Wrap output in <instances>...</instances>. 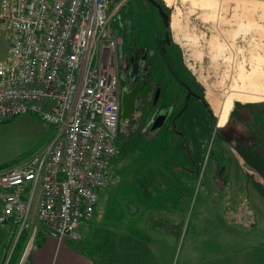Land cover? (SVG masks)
I'll list each match as a JSON object with an SVG mask.
<instances>
[{
  "label": "rangeland",
  "instance_id": "rangeland-1",
  "mask_svg": "<svg viewBox=\"0 0 264 264\" xmlns=\"http://www.w3.org/2000/svg\"><path fill=\"white\" fill-rule=\"evenodd\" d=\"M159 1L170 12L167 31L174 46L171 60L204 91V100L218 125L208 94L222 102L235 86L256 91L255 84H261L264 89V78L259 72L264 71V0ZM120 13L127 19V29H136L137 47L151 43L153 35L165 28L156 7L146 0H125L117 12ZM176 15L179 24L173 27L172 18ZM9 51V25L0 17V61L8 58ZM157 60L156 65L161 64L159 57ZM124 76L127 79L129 75ZM257 103L235 100L228 124L218 128L234 137V110L238 115H242L240 110L251 115L249 106ZM192 107L188 128H184L185 148L172 132L156 136L148 127L140 130L123 124L118 151L108 171L110 184L100 192L92 220H86L83 226L92 227V234L87 236L92 239H87L86 245L82 242L89 253V245L94 247L95 243L98 247L108 237L113 239L117 229L122 232L136 228L138 239L148 242L153 237L148 230L152 218L159 220L158 215L165 222L166 214L174 211L181 217L185 214V220L180 234L172 236L174 248L169 244L170 250L161 253L159 264H264V232L259 224L264 203L254 193L250 211L241 204V195L234 206V152L224 139L218 144L208 125L212 118L201 104L195 101ZM56 131L34 114H20L0 124V171L39 153ZM216 145L233 160L223 173L228 177L227 186H222L223 180L216 176L209 156L211 146ZM184 165L192 172L183 170ZM131 204L140 206L138 213L144 217L140 227L139 215L133 220L129 214ZM99 249H92V253L101 257ZM10 255L11 249L0 247V264H7Z\"/></svg>",
  "mask_w": 264,
  "mask_h": 264
},
{
  "label": "built area",
  "instance_id": "built-area-1",
  "mask_svg": "<svg viewBox=\"0 0 264 264\" xmlns=\"http://www.w3.org/2000/svg\"><path fill=\"white\" fill-rule=\"evenodd\" d=\"M125 0H0L10 51L0 61V124L34 114L51 141L0 171V224L62 240L96 211L121 128L123 37L112 26Z\"/></svg>",
  "mask_w": 264,
  "mask_h": 264
},
{
  "label": "flooded vegetation",
  "instance_id": "flooded-vegetation-1",
  "mask_svg": "<svg viewBox=\"0 0 264 264\" xmlns=\"http://www.w3.org/2000/svg\"><path fill=\"white\" fill-rule=\"evenodd\" d=\"M146 1L152 3L149 0ZM156 1L170 15L163 4L159 0ZM156 9L165 27L163 32L154 34L153 41L151 43L145 42L142 48L137 47L135 44L129 48V51L126 46L121 50V55L124 56L121 60V68L124 73L129 75L127 79L123 78L121 93L123 95L124 92H129L138 86L135 111L127 120L123 121L121 119V128L126 123L130 127L140 130L148 127L149 131L156 134V136L172 132L181 140L182 148H185L187 134L184 128H188L187 118L189 112L193 110L194 102L198 101L205 114L210 119L212 118L208 121V125L215 139H218V144H220V139H224L234 152V206L237 204V200L243 196L241 204L248 212L253 207L251 204L254 205L251 202V195L254 193L261 198L259 201L264 203V195L262 194V191H264V101L262 104H260L261 101H256L259 103L249 106L251 115L244 113L245 110H240L239 112L242 115H238V111L235 112L234 110V137L224 134L222 129L218 127L226 126L229 121L222 126L219 122L218 125L215 123L213 113L204 100V91L188 80L172 62L170 56V52L174 47L172 35L169 32L171 39L165 40L168 27L164 24L163 17L157 7ZM163 54H165L167 61L164 59ZM157 57L161 60L160 66L156 65L159 62ZM159 123H162L160 127L152 129L154 124ZM179 126L184 127L180 129ZM208 139L207 136L206 140ZM209 152V156L214 161L216 176L223 180L222 186H227L228 177L224 174L227 167L232 164V157L229 158L225 155L222 147L217 145L211 146ZM193 167H195L194 164ZM187 169L192 172L190 167L187 168V165H184L183 170L187 171ZM259 219H261L260 222L262 221L259 224L264 232V216Z\"/></svg>",
  "mask_w": 264,
  "mask_h": 264
},
{
  "label": "crops",
  "instance_id": "crops-1",
  "mask_svg": "<svg viewBox=\"0 0 264 264\" xmlns=\"http://www.w3.org/2000/svg\"><path fill=\"white\" fill-rule=\"evenodd\" d=\"M169 202L170 200L167 201ZM139 209L140 206L134 213H129L133 220H136L135 215H139L138 219L144 220L143 215L138 213ZM173 212L166 214L165 222L154 213L159 220L152 218L148 230L152 231L153 237L148 242L138 239L136 228L122 232L117 229L113 239L110 240L108 237L109 239L98 247H95V243L94 247L89 245L91 249L89 253L84 245L88 243L87 239H92L87 238L92 234V227H83L85 222L77 229V238L66 236L62 240L50 235L47 226L41 222L38 223L35 235L31 234L32 231H20L17 225L8 223L0 224V247L11 249L9 260L12 258L15 264H159V260L163 258L161 253L170 250L169 244L174 248L172 236L180 234L185 220V214L181 217L180 214ZM137 223L139 227L142 226V220ZM27 234L28 238L24 242L23 238ZM73 240H79V243ZM94 248L102 250L101 257L92 253Z\"/></svg>",
  "mask_w": 264,
  "mask_h": 264
},
{
  "label": "bare ground",
  "instance_id": "bare-ground-1",
  "mask_svg": "<svg viewBox=\"0 0 264 264\" xmlns=\"http://www.w3.org/2000/svg\"><path fill=\"white\" fill-rule=\"evenodd\" d=\"M167 1H170V0H167ZM204 2L205 1H203L202 3H204ZM178 24H179V18L176 15L172 18V26L177 27ZM259 72H261V76L264 78L263 69ZM249 82H251V81H249ZM260 87H261V84H260V86L255 84V88H257L256 91H251L252 88L250 89V91H246L243 88L240 89V87L235 86L232 88V90H234V91L231 94L225 96V99L222 102H218L216 99H213L210 94H208V98L211 102V105L213 106V109L215 110V113L218 117L219 124L222 126V125H225L227 123L228 117H229V115L233 109L235 100H239V101H262V100H264V89L263 88L261 89ZM262 87H264V86H262Z\"/></svg>",
  "mask_w": 264,
  "mask_h": 264
},
{
  "label": "water",
  "instance_id": "water-1",
  "mask_svg": "<svg viewBox=\"0 0 264 264\" xmlns=\"http://www.w3.org/2000/svg\"><path fill=\"white\" fill-rule=\"evenodd\" d=\"M151 1L159 10V13L163 17L164 24L166 27H170V15L163 9L162 5L156 1V0H149ZM171 37L169 35V31L166 33V39L165 40H170ZM159 42V41H158ZM162 51V50H161ZM164 59L166 60L165 54H163ZM167 61V60H166ZM169 67L171 68L170 64L168 63ZM172 69V68H171ZM175 74V72H174ZM176 75V74H175ZM177 77V75H176ZM138 93V86H136L134 89H132L129 92H124V94L121 97V119L123 121L127 120L128 118L131 117V115L135 111V99ZM162 123L159 124H154L152 126V129H156L161 126ZM262 194L264 195V191H262ZM138 209L137 206L131 204L130 206V213H134Z\"/></svg>",
  "mask_w": 264,
  "mask_h": 264
},
{
  "label": "trees",
  "instance_id": "trees-1",
  "mask_svg": "<svg viewBox=\"0 0 264 264\" xmlns=\"http://www.w3.org/2000/svg\"><path fill=\"white\" fill-rule=\"evenodd\" d=\"M112 21H113L112 26L116 27L118 29L119 34L123 37V42H122L121 48L123 49V47L126 46V49L129 51V48L132 47V45H135L137 42V39L139 38V36L136 34L135 27L133 26L132 27L133 29L131 28V30L127 29V27H126L127 19L123 16L122 13L117 14L113 18ZM127 31H129V33H127ZM144 44L145 43H143V45L141 44V46L143 47ZM128 56H131V55H128ZM121 131H122V129L120 130V132ZM119 137H120V133H119L118 139H119ZM205 150H207V145L205 147ZM27 238H28V234L26 235L25 238H23L24 239L23 241L25 242ZM8 264H15L14 260L12 261V258H10V260L8 261Z\"/></svg>",
  "mask_w": 264,
  "mask_h": 264
}]
</instances>
